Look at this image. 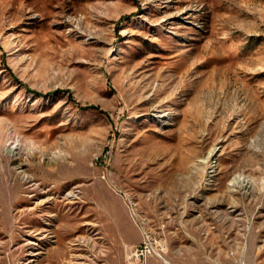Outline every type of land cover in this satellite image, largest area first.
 <instances>
[{
	"label": "rangeland",
	"instance_id": "374dc122",
	"mask_svg": "<svg viewBox=\"0 0 264 264\" xmlns=\"http://www.w3.org/2000/svg\"><path fill=\"white\" fill-rule=\"evenodd\" d=\"M31 259L264 264V0H0V264Z\"/></svg>",
	"mask_w": 264,
	"mask_h": 264
},
{
	"label": "built area",
	"instance_id": "2783aa9c",
	"mask_svg": "<svg viewBox=\"0 0 264 264\" xmlns=\"http://www.w3.org/2000/svg\"><path fill=\"white\" fill-rule=\"evenodd\" d=\"M103 177L105 178L106 175H103ZM120 192V191H119ZM121 193V192H120ZM122 197L124 198L125 202H126V197L124 196L123 193H121ZM126 205H127V202H126ZM127 208H128V205H127ZM129 210V209H128ZM130 212V210H129ZM131 215L133 216L132 212H130ZM132 256H135V258L137 259H141L142 257H145V254H144V250L142 247H137L136 249H134L132 251Z\"/></svg>",
	"mask_w": 264,
	"mask_h": 264
},
{
	"label": "bare ground",
	"instance_id": "6f19581e",
	"mask_svg": "<svg viewBox=\"0 0 264 264\" xmlns=\"http://www.w3.org/2000/svg\"><path fill=\"white\" fill-rule=\"evenodd\" d=\"M215 151H216V148H213L212 150H211V153L210 154H214L215 153ZM67 195L68 196H71V194H69V193H67ZM36 234H41V232H37ZM44 236V235H43ZM41 238H44V237H41ZM34 240V239H33ZM33 240H29V242L28 243H30V244H38L36 241H33ZM39 240V239H38ZM43 240V239H42ZM42 253V251H40V250H34L33 252H32V256H38L39 254H41ZM34 259H31L30 260V262H29V264H32L31 263V261H33Z\"/></svg>",
	"mask_w": 264,
	"mask_h": 264
}]
</instances>
